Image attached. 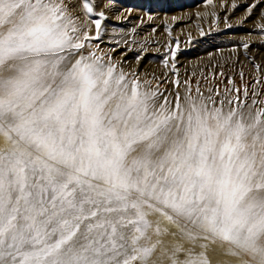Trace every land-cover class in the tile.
Masks as SVG:
<instances>
[{
  "label": "snow or ice",
  "instance_id": "snow-or-ice-1",
  "mask_svg": "<svg viewBox=\"0 0 264 264\" xmlns=\"http://www.w3.org/2000/svg\"><path fill=\"white\" fill-rule=\"evenodd\" d=\"M82 6L0 0V264H264V100L117 72Z\"/></svg>",
  "mask_w": 264,
  "mask_h": 264
},
{
  "label": "rangeland",
  "instance_id": "rangeland-1",
  "mask_svg": "<svg viewBox=\"0 0 264 264\" xmlns=\"http://www.w3.org/2000/svg\"><path fill=\"white\" fill-rule=\"evenodd\" d=\"M95 12H104L101 35L89 42L91 50L141 81H151L165 94L174 93L175 80L197 83L201 91L209 88L223 92L233 85L241 99L249 103L264 96V0H89ZM78 24L88 27L95 36L91 20L98 16L86 14L83 0H66ZM256 4L251 13L248 7ZM237 5V7H233ZM231 25V26H230ZM244 43L249 47L245 49ZM176 49L175 61L170 55ZM117 55V59L114 58ZM123 58V59H122ZM168 59V67L164 59ZM175 63V71L172 70ZM256 65L260 66L257 70ZM243 73V76H241ZM229 80L233 83L229 84ZM257 81H260L258 84ZM249 90V97L243 91ZM170 98H172L170 96ZM5 147L0 137V148ZM215 246V247H214ZM226 247V246H224ZM212 264H242L246 257L225 255L218 244H210Z\"/></svg>",
  "mask_w": 264,
  "mask_h": 264
},
{
  "label": "bare ground",
  "instance_id": "bare-ground-1",
  "mask_svg": "<svg viewBox=\"0 0 264 264\" xmlns=\"http://www.w3.org/2000/svg\"><path fill=\"white\" fill-rule=\"evenodd\" d=\"M114 58L117 59V55L114 54ZM122 59H123V58H122ZM214 247H215V246H214ZM222 249H224V248H222Z\"/></svg>",
  "mask_w": 264,
  "mask_h": 264
}]
</instances>
